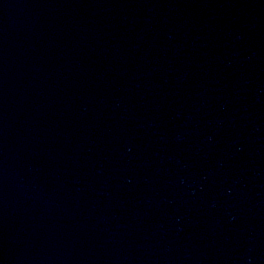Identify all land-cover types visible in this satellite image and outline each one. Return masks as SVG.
<instances>
[{"label":"water","instance_id":"1","mask_svg":"<svg viewBox=\"0 0 264 264\" xmlns=\"http://www.w3.org/2000/svg\"><path fill=\"white\" fill-rule=\"evenodd\" d=\"M0 264H264V0H0Z\"/></svg>","mask_w":264,"mask_h":264}]
</instances>
